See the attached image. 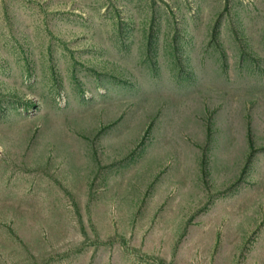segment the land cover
<instances>
[{"label":"rangeland","instance_id":"1","mask_svg":"<svg viewBox=\"0 0 264 264\" xmlns=\"http://www.w3.org/2000/svg\"><path fill=\"white\" fill-rule=\"evenodd\" d=\"M0 264H264V0H0Z\"/></svg>","mask_w":264,"mask_h":264},{"label":"trees","instance_id":"2","mask_svg":"<svg viewBox=\"0 0 264 264\" xmlns=\"http://www.w3.org/2000/svg\"><path fill=\"white\" fill-rule=\"evenodd\" d=\"M250 142H251V145L253 146V140L251 136H250Z\"/></svg>","mask_w":264,"mask_h":264}]
</instances>
